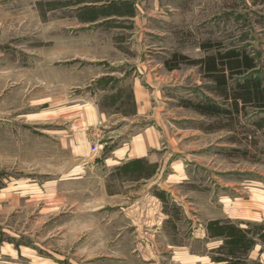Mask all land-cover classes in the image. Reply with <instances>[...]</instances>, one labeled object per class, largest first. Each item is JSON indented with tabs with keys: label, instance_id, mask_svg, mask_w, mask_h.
<instances>
[{
	"label": "rangeland",
	"instance_id": "obj_1",
	"mask_svg": "<svg viewBox=\"0 0 264 264\" xmlns=\"http://www.w3.org/2000/svg\"><path fill=\"white\" fill-rule=\"evenodd\" d=\"M128 1L143 13L132 17L127 0H0V228L10 238L0 247V264H170L168 242L178 241L173 233L189 244L198 225L222 239L210 252L212 264H254L250 251L262 250L264 110L247 109L242 129L207 133L201 127L208 121L183 106L212 97L200 68L182 62L168 72L162 65L175 54L190 61L212 54L216 46L203 47L211 42L254 56L264 85V0ZM136 65L154 69L165 85L171 150L184 156V173L175 169L178 162L169 171L178 181L168 183L164 201L170 209L179 203L173 215L179 227L168 220L161 233L152 194L144 199L142 191L132 192L115 206L120 200L104 199L99 178L84 193L65 185L57 194L51 190L82 162L72 161L66 135L57 131L72 125L68 110H54V98L64 93L57 83L68 77L61 67L119 73L126 66L134 73ZM87 138L78 149L83 155L97 142ZM86 168L91 175L102 170ZM148 238L155 258L147 255ZM14 248L26 262L3 261L8 252L16 257Z\"/></svg>",
	"mask_w": 264,
	"mask_h": 264
},
{
	"label": "crops",
	"instance_id": "obj_2",
	"mask_svg": "<svg viewBox=\"0 0 264 264\" xmlns=\"http://www.w3.org/2000/svg\"><path fill=\"white\" fill-rule=\"evenodd\" d=\"M88 4V7L92 6L90 1ZM124 4L135 8L128 0ZM137 9H134L135 14L132 17H138L140 13H143L140 8L137 7ZM146 62L151 61L147 60ZM165 62L162 65L163 69L168 72L174 71L167 70ZM61 68L60 70L68 77L57 83V86L60 87L58 92L62 90L64 93H60L55 97L56 99L54 98L53 104H56L54 110L56 112L68 110L67 117L72 120L70 121L72 125L69 128L58 126L57 131L60 135H66V145L70 149L67 151L71 152V155L73 154L72 161L82 162L75 167V169L79 168L78 171L71 175H62L54 183H51L52 194L64 191L60 189L64 185L69 189L71 186L76 187L73 189L74 193H84L90 188V179L99 178V188L105 194L104 199L116 198L120 200V204L118 202L115 206H121L124 201L126 203L132 192L142 191L144 199L152 194L153 198L151 199L155 198L158 202L154 204L156 207L154 206L151 210L155 213L154 215L158 212V216L153 221L157 220L153 223L159 225V232L163 231L160 229H163V224L168 220L172 226L177 227L176 223L179 218L173 215L175 209L178 210L176 207L180 205L174 201L175 204L169 203L172 208L170 209L166 208L167 205L164 201L167 199L168 183L175 182L176 185L178 181L174 179L178 175L171 174L169 171L172 169V165L179 163L180 157L184 156L171 150V134L169 132L171 124L169 120L171 119L167 116L169 111L164 95L165 85L158 77H155V70L148 71L145 67L141 69L140 65H136L134 73L130 72L131 67L126 66L119 73L117 70L109 72L106 68L102 70L100 67L80 69L67 66ZM84 137L100 142L101 149L89 152L86 148L84 155L80 153L78 149L84 148ZM74 151L77 152L74 153ZM99 166L100 169H97ZM86 167L102 170L98 173L96 171V174L93 175L90 171L85 174ZM177 167L175 168L177 171L184 173L182 163H179ZM100 172L101 175L98 176ZM173 172H175L174 169ZM166 210L169 212L164 213ZM207 222L213 224L216 221ZM198 227L201 229H198L195 234H191L189 244L180 243V232L173 233L178 241L168 242L170 250L167 256L170 264H182L179 261L180 258L185 259V262L193 258L191 261L194 260V264H198L202 259L211 263L212 254L210 252L219 247L222 239L211 237L205 233L206 231L202 229L201 225ZM8 240H10L9 236H5L4 229L0 228V247L5 242H9ZM7 244V246L10 245V243ZM211 244L213 247L210 248ZM197 245L201 248L206 247V252H196ZM146 247L150 251L147 253L149 257L155 258L158 255L155 250L152 251L154 245L149 238ZM14 250L16 257L11 256L8 252V254L2 255L3 261L12 263V260L17 259L26 262V254L23 255L18 248H14ZM0 252L2 254V251ZM255 252H257L256 257H253L252 254ZM249 258L254 264H264V245H262L261 251L259 245L255 246L250 251ZM154 261L150 264L160 263L157 260Z\"/></svg>",
	"mask_w": 264,
	"mask_h": 264
},
{
	"label": "trees",
	"instance_id": "obj_3",
	"mask_svg": "<svg viewBox=\"0 0 264 264\" xmlns=\"http://www.w3.org/2000/svg\"><path fill=\"white\" fill-rule=\"evenodd\" d=\"M213 46H216L214 53L199 60L190 61L184 55L175 54L171 60L165 62V66L167 70L172 71L176 70L180 63L189 62L188 65L200 68L212 97H205L204 100L194 103L184 102L183 106L208 121L207 125L201 127L202 130L210 133L242 129L241 121L246 117L247 109L264 110V85L256 73V59L242 50H221L219 45L211 42L203 47L208 52ZM245 152L242 150V154Z\"/></svg>",
	"mask_w": 264,
	"mask_h": 264
},
{
	"label": "built area",
	"instance_id": "obj_4",
	"mask_svg": "<svg viewBox=\"0 0 264 264\" xmlns=\"http://www.w3.org/2000/svg\"><path fill=\"white\" fill-rule=\"evenodd\" d=\"M101 147H102V145L100 142H98V141L96 143L94 142L93 146H92V152L98 151L99 149H101Z\"/></svg>",
	"mask_w": 264,
	"mask_h": 264
}]
</instances>
